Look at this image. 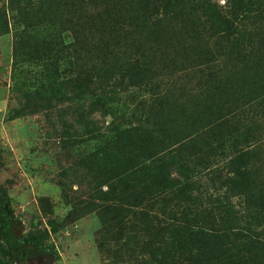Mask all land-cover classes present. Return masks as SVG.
Wrapping results in <instances>:
<instances>
[{
    "label": "rangeland",
    "instance_id": "1",
    "mask_svg": "<svg viewBox=\"0 0 264 264\" xmlns=\"http://www.w3.org/2000/svg\"><path fill=\"white\" fill-rule=\"evenodd\" d=\"M244 171L264 199V0H0V264H120L168 184L264 246Z\"/></svg>",
    "mask_w": 264,
    "mask_h": 264
},
{
    "label": "trees",
    "instance_id": "2",
    "mask_svg": "<svg viewBox=\"0 0 264 264\" xmlns=\"http://www.w3.org/2000/svg\"><path fill=\"white\" fill-rule=\"evenodd\" d=\"M237 177L239 194L246 198L248 207L250 203L256 217H264V199L259 195L255 197L248 191L253 185L248 171L238 173ZM160 179V182H164L166 178ZM172 187L171 184L165 187L166 191L163 193L166 196L160 198V208L156 211L149 209L128 212L125 219L130 216V220L125 228L129 236L126 237V244L120 246L124 251L112 252L114 263L135 264L137 259H141V264H264V246L252 236L235 234L228 212L224 214L225 219L222 218L223 227L218 229L216 216L202 207L197 210L189 208L187 186L180 184L176 192L167 194ZM120 215L122 216L120 213H108L109 221L121 219ZM246 217L253 218V215L248 212ZM12 225L9 197L0 188V241L10 260H24L28 258V244L24 240L12 239ZM115 225L122 231V227ZM109 226L111 228L110 224ZM230 236L234 241L229 240ZM106 241L107 235L101 239V242ZM113 241L116 244L117 240Z\"/></svg>",
    "mask_w": 264,
    "mask_h": 264
}]
</instances>
